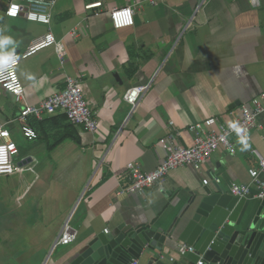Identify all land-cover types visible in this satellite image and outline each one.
Listing matches in <instances>:
<instances>
[{"label":"crops","instance_id":"1","mask_svg":"<svg viewBox=\"0 0 264 264\" xmlns=\"http://www.w3.org/2000/svg\"><path fill=\"white\" fill-rule=\"evenodd\" d=\"M9 1L0 0V35L24 51L47 28L5 17ZM126 6H133L134 25L113 29L109 12ZM51 15L50 30L66 56L61 62L47 49L20 63L26 100L38 105L74 77L84 84L99 125L92 134L62 114L29 120L37 138L28 141L14 121L19 104L0 86V123L17 145L16 162L35 160L32 169L0 176V264H64L123 226L153 223L164 232L205 188L230 196L231 184L250 182L248 172L264 153V113L246 150L220 148L199 172L181 167L142 197L117 195L128 184V163L151 172L163 162L159 140L170 122L188 148L191 125L216 118L230 127L241 106L264 92V0L256 7L248 0H57ZM149 83L132 110L124 93ZM65 224L77 231V241L54 247Z\"/></svg>","mask_w":264,"mask_h":264},{"label":"built area","instance_id":"2","mask_svg":"<svg viewBox=\"0 0 264 264\" xmlns=\"http://www.w3.org/2000/svg\"><path fill=\"white\" fill-rule=\"evenodd\" d=\"M57 0H10L4 16L10 19H17L20 16L28 23L42 25L47 31L34 39L29 46L20 52L14 51L16 61L11 65L0 67V86L7 93L13 96L15 103L19 104V112L15 122L20 127V132L28 141L37 138L36 132L29 126V120L43 122L53 116L62 114L68 124L81 128L88 133H95L98 129L99 121L92 112L90 101L85 98V87L82 81L74 77H66L64 87L38 105H30L25 97L24 87L18 76L17 68L22 61L47 49H53L58 59L63 62L66 52L60 40L50 30L51 10ZM155 5L156 0H148ZM254 7L258 5V0H248ZM100 4L88 6V9L99 7ZM109 21L115 30H123L134 25L133 6L114 8L109 12ZM76 37L75 34H73ZM149 84L129 88L123 96V101L133 110L139 103L142 96L149 88ZM264 113V92L253 98L250 104L242 105L240 117L234 122L245 129L246 142L249 144L251 134L260 129L258 117ZM188 132L192 135V146L182 147L178 143L179 133L174 129L173 122L169 123V128L165 136L159 140V145L165 153L163 162L153 171L145 172L140 165L130 162L126 166L128 174V184L121 187L117 195L131 194L144 196L145 193L156 184L164 180L172 171L181 167H190L195 171H200L208 159L220 148L228 153H233L238 143V136L230 127L221 125L216 118H209L203 122L191 125ZM223 138V139H222ZM251 154H255L253 150ZM18 155L17 145L12 141L9 130L5 124L0 123V176H9L17 172L32 169L35 160H30L27 164L18 166L21 160L14 162L13 158ZM34 162V163H33ZM250 182L248 184H231L229 193L238 199L264 200V153L257 158V166L249 170ZM220 183L218 178L215 179ZM107 234L108 230H104ZM77 231L65 224L55 242L56 246H69L77 241ZM178 253L193 254L195 249L192 246L182 244L178 247ZM130 264H139L133 260ZM195 264H203L199 259Z\"/></svg>","mask_w":264,"mask_h":264},{"label":"water","instance_id":"3","mask_svg":"<svg viewBox=\"0 0 264 264\" xmlns=\"http://www.w3.org/2000/svg\"><path fill=\"white\" fill-rule=\"evenodd\" d=\"M181 220L186 224L177 238ZM152 225L123 226L99 236L64 264H130L142 255L149 256L148 264H195L199 259L203 264H264V200L248 206L246 199L205 188L200 199H189L171 228L160 232ZM178 242L195 253L180 255Z\"/></svg>","mask_w":264,"mask_h":264},{"label":"clouds","instance_id":"4","mask_svg":"<svg viewBox=\"0 0 264 264\" xmlns=\"http://www.w3.org/2000/svg\"><path fill=\"white\" fill-rule=\"evenodd\" d=\"M9 46H12V50L9 51ZM15 41L9 36L0 35V67L11 65L14 61H16V57L14 54ZM31 79V77H28ZM230 128L237 133L238 143H240L243 148L242 150H246L248 144L246 142V132L238 122H230ZM223 139V138H222Z\"/></svg>","mask_w":264,"mask_h":264},{"label":"rangeland","instance_id":"5","mask_svg":"<svg viewBox=\"0 0 264 264\" xmlns=\"http://www.w3.org/2000/svg\"><path fill=\"white\" fill-rule=\"evenodd\" d=\"M19 158H20V156L17 155L16 157L13 158V161L16 163V160H18ZM36 169H38V168H35V170Z\"/></svg>","mask_w":264,"mask_h":264},{"label":"trees","instance_id":"6","mask_svg":"<svg viewBox=\"0 0 264 264\" xmlns=\"http://www.w3.org/2000/svg\"><path fill=\"white\" fill-rule=\"evenodd\" d=\"M72 126V125H71ZM73 127V126H72ZM74 128V127H73Z\"/></svg>","mask_w":264,"mask_h":264}]
</instances>
